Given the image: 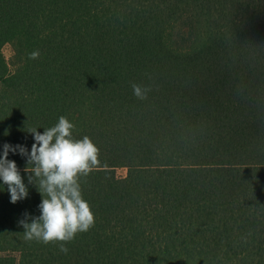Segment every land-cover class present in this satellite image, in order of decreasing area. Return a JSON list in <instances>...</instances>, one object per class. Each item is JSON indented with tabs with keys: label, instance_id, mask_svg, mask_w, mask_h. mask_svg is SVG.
I'll list each match as a JSON object with an SVG mask.
<instances>
[{
	"label": "trees",
	"instance_id": "trees-1",
	"mask_svg": "<svg viewBox=\"0 0 264 264\" xmlns=\"http://www.w3.org/2000/svg\"><path fill=\"white\" fill-rule=\"evenodd\" d=\"M60 116L100 149L95 223L26 240L42 195L10 152L29 196L0 180V264H264V0H0V156Z\"/></svg>",
	"mask_w": 264,
	"mask_h": 264
},
{
	"label": "clouds",
	"instance_id": "clouds-1",
	"mask_svg": "<svg viewBox=\"0 0 264 264\" xmlns=\"http://www.w3.org/2000/svg\"><path fill=\"white\" fill-rule=\"evenodd\" d=\"M39 51L29 54L30 59L39 58ZM133 94L138 99H146L150 88L131 84ZM73 123L65 116L41 133L37 128L27 131L33 134L35 143L29 152L24 145H3L0 156V180L7 185L12 203L26 199L29 188L24 183L15 160L8 159L9 153H19L26 158L24 172L28 173V183L36 186L42 195L39 204L40 215L25 217L18 221L24 228L26 240L69 242L78 232H87L95 223V216L89 203L82 198L78 179L87 176L100 164L99 147L84 136L81 140L72 137ZM60 250L67 253L62 243Z\"/></svg>",
	"mask_w": 264,
	"mask_h": 264
},
{
	"label": "rangeland",
	"instance_id": "rangeland-1",
	"mask_svg": "<svg viewBox=\"0 0 264 264\" xmlns=\"http://www.w3.org/2000/svg\"><path fill=\"white\" fill-rule=\"evenodd\" d=\"M12 45L11 44H5L2 48V53L9 59L10 57H12V53H13V49H12ZM10 60V59H9ZM9 65V64H8ZM10 68L15 69L13 62H10L9 65V70ZM128 172V168L127 167H119L117 168V174L119 176H126Z\"/></svg>",
	"mask_w": 264,
	"mask_h": 264
}]
</instances>
